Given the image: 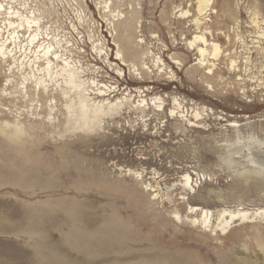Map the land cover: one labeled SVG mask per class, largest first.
<instances>
[{
  "label": "rangeland",
  "instance_id": "1",
  "mask_svg": "<svg viewBox=\"0 0 264 264\" xmlns=\"http://www.w3.org/2000/svg\"><path fill=\"white\" fill-rule=\"evenodd\" d=\"M0 5L1 40L15 58L38 54L17 25L33 18L39 43H68L84 79L103 67L100 79L117 86L90 132L45 131L27 114L35 101L17 95L21 72L1 63L0 264H264V214L254 215L264 210V41L252 43L249 23L254 12L264 18V0H214L201 29L190 21L193 0ZM201 34L220 49L207 66L188 48ZM93 42L121 76L100 64ZM117 50L128 66L114 60ZM5 123L12 139L1 135ZM23 153H33L36 175ZM189 207L210 212L208 227L191 223ZM242 211L250 215L229 222Z\"/></svg>",
  "mask_w": 264,
  "mask_h": 264
},
{
  "label": "bare ground",
  "instance_id": "2",
  "mask_svg": "<svg viewBox=\"0 0 264 264\" xmlns=\"http://www.w3.org/2000/svg\"><path fill=\"white\" fill-rule=\"evenodd\" d=\"M193 1L195 2L196 16H192L190 21L191 24L196 27V29H201L203 27V24H205L202 23V16H204L207 11H210L212 5L214 4V0ZM257 8L258 6L256 4L254 9ZM1 11H4L2 5H0V12ZM12 12H8V14H14ZM179 16L182 19H188L190 17L189 12L187 10L182 11ZM31 19L32 20H28L25 18L24 21L20 20L17 25L18 28L26 29V31L29 32L28 44L36 47V53L38 54L35 55L33 60H29V58H27L26 56H23L21 60L15 58V55L12 52L13 50L10 49V47L8 46L10 43L7 45V41L1 40L0 27V66L1 63L4 64L8 61V59H11V66L9 65L7 67L8 71L15 68L17 69L16 72H21V78L19 79L20 81L18 87L19 90L17 92V95H19L21 99L30 98L32 101H35L34 107L32 109L33 111L27 112V114H29L30 119H34V121L39 120L41 126L45 131L49 129L54 130L63 128L66 132L69 129L84 130L86 132H90L93 126L95 125V122L99 119V116L101 115L103 110L110 109L113 106L110 97L111 99L115 98L113 94L117 91V86L115 87L114 84L109 85L100 79L104 77L102 76L104 71L103 67L95 68L92 72V75L94 76H90L89 79H84L82 76V71L80 69L79 61H75L72 57H70L71 50L67 49L69 47L68 43L62 44L65 45V47L63 48L59 46L54 47L51 43H47L45 46H43V43H39V37L37 34L39 26L37 25L35 19ZM249 23L254 35H256L253 39H258L255 42L252 40V43H259L260 41H264V18H259L257 12H254ZM8 24L12 26L14 22L11 23L9 21ZM33 28H35V30ZM3 33L4 32H2V34ZM13 33L16 36V33ZM16 38H18V36ZM197 42L200 43V46L196 45ZM13 43H15V41ZM207 43L208 40H206L202 34L196 35L193 41L188 42V48H190L191 50L196 48L198 51L199 59L197 64L207 66L210 60H215L219 56L220 49L218 47V44L214 42L209 44ZM92 44V53H94V56L98 58L100 64L103 65L104 68L106 67L108 71H113L117 77L121 76L123 74L121 69H116L114 68L115 64H110V56L108 55L107 50H104L101 44H99V46L94 42ZM262 44H264V42H262ZM207 47L210 48L209 51L207 50ZM20 48L21 47L19 46V50ZM80 49H76L78 51L76 52V54L78 53L79 55V53H82ZM262 52L264 54V49H262ZM30 57L32 56L30 55ZM114 60L120 61L121 66H128L125 59L120 54L119 50L116 51ZM39 62H41L42 64H39ZM25 63L28 64V71H26L27 64ZM230 64L231 67L234 68L235 61H230ZM207 70L210 71V68H208ZM207 74H209V72H207ZM8 85H10V88L12 89H17V86H15L14 88V82L9 77L6 78V86L8 87ZM6 95L8 98H13V95L11 94ZM36 98L38 99L37 101L35 100ZM42 100H46V102L38 103ZM59 102H61V109H63L64 111H61V109L58 108ZM151 102L153 104V101ZM141 103L145 105V100H142ZM157 107L159 109L160 106ZM173 113L174 110H170V114L173 115ZM40 114H43L44 116L41 117ZM58 115L59 117L61 116V120L59 119ZM198 117L199 115L197 113L193 114L194 119H198ZM32 120H29V123L27 125L30 128H32V124L34 123ZM15 121H18L17 118L15 119ZM7 124L9 123H5L1 126V135L3 138L7 137L12 139V137H9L11 132L10 128L8 127L9 125L7 126ZM229 127L236 128V122H229ZM15 142L22 144L25 141L23 138H16ZM33 153H23V160L25 161L24 163L30 165L28 173L36 175V171L33 167L34 163L32 162ZM257 175L260 176L261 179H264L263 172L257 171ZM182 182L184 188L190 190V192L193 190L194 186L188 174H184L182 176ZM144 189L148 190L146 186L144 187ZM181 199H184V197H182ZM197 211H199V214H196ZM188 213L195 214L196 216L192 218V224L199 223L203 227H208L210 222V212L208 210L199 209L197 207H189ZM262 214H264V210H256L254 213V215ZM247 215H250V213L245 211L237 212V214L235 215H230L229 222H231L232 220H237L238 218L244 219ZM175 217L177 218V215ZM229 222L225 221L224 225L229 224Z\"/></svg>",
  "mask_w": 264,
  "mask_h": 264
}]
</instances>
